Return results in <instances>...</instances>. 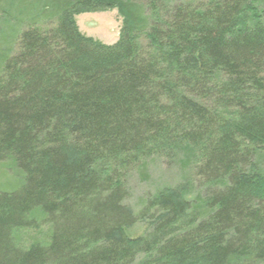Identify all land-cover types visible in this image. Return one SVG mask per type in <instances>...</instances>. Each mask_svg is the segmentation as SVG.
I'll use <instances>...</instances> for the list:
<instances>
[{
    "label": "trees",
    "instance_id": "16d2710c",
    "mask_svg": "<svg viewBox=\"0 0 264 264\" xmlns=\"http://www.w3.org/2000/svg\"><path fill=\"white\" fill-rule=\"evenodd\" d=\"M9 1L0 167L22 180L0 189V264H264V0ZM110 7L116 43L77 30ZM160 155L199 190L135 211L127 176Z\"/></svg>",
    "mask_w": 264,
    "mask_h": 264
},
{
    "label": "rangeland",
    "instance_id": "374dc122",
    "mask_svg": "<svg viewBox=\"0 0 264 264\" xmlns=\"http://www.w3.org/2000/svg\"><path fill=\"white\" fill-rule=\"evenodd\" d=\"M13 1H0V39L11 37L13 23L10 20L9 8ZM73 20L80 31L86 37L111 46L119 39L123 18L120 16L117 7L110 9H99L88 12H77L73 15ZM2 40V39H1ZM10 40H7L9 44ZM12 49V47H11ZM16 51L14 47L12 53ZM177 160V159H176ZM175 160V161H176ZM170 161L166 156H153L148 164V174L142 178L136 172H130L126 179L128 198L125 203L131 205L135 211L139 209L140 198L145 194L157 193L164 188H172L183 185L184 181L188 183L187 193L189 197H194L199 190V185L193 172L190 169H181L178 161ZM264 165V158L260 159ZM14 164L4 163L0 167V189L7 185L16 186L22 180L19 170ZM129 238L142 236L144 227L136 224L129 230H125Z\"/></svg>",
    "mask_w": 264,
    "mask_h": 264
}]
</instances>
